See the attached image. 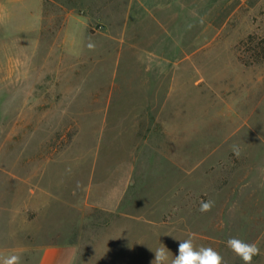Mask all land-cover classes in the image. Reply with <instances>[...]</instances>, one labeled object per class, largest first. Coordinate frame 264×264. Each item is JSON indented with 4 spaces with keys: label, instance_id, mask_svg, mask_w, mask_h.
Here are the masks:
<instances>
[{
    "label": "rangeland",
    "instance_id": "obj_1",
    "mask_svg": "<svg viewBox=\"0 0 264 264\" xmlns=\"http://www.w3.org/2000/svg\"><path fill=\"white\" fill-rule=\"evenodd\" d=\"M189 237L264 264V0H0V253L152 264Z\"/></svg>",
    "mask_w": 264,
    "mask_h": 264
},
{
    "label": "clouds",
    "instance_id": "obj_2",
    "mask_svg": "<svg viewBox=\"0 0 264 264\" xmlns=\"http://www.w3.org/2000/svg\"><path fill=\"white\" fill-rule=\"evenodd\" d=\"M93 45L89 44V48ZM232 152L239 157L240 151L237 146H232ZM215 206L214 200L200 201L199 211L207 213ZM178 254L169 258V250L162 244L157 248L155 259L152 264H224L223 256L212 247L194 245L191 237L179 240ZM227 247L239 257L243 264H253V258L261 254V249L255 243L246 242L238 237H231L226 242ZM0 264H23L22 255L19 253H0Z\"/></svg>",
    "mask_w": 264,
    "mask_h": 264
},
{
    "label": "crops",
    "instance_id": "obj_3",
    "mask_svg": "<svg viewBox=\"0 0 264 264\" xmlns=\"http://www.w3.org/2000/svg\"><path fill=\"white\" fill-rule=\"evenodd\" d=\"M59 250L56 247L48 248L39 264H63V252Z\"/></svg>",
    "mask_w": 264,
    "mask_h": 264
}]
</instances>
